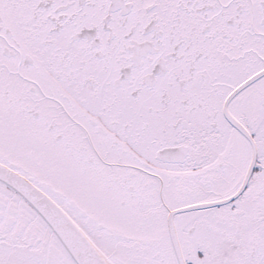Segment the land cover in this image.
<instances>
[{"label": "snow or ice", "instance_id": "obj_1", "mask_svg": "<svg viewBox=\"0 0 264 264\" xmlns=\"http://www.w3.org/2000/svg\"><path fill=\"white\" fill-rule=\"evenodd\" d=\"M0 264H264V0H0Z\"/></svg>", "mask_w": 264, "mask_h": 264}]
</instances>
